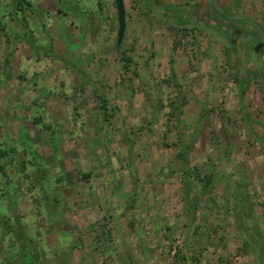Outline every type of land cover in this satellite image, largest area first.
<instances>
[{
	"label": "rangeland",
	"instance_id": "rangeland-1",
	"mask_svg": "<svg viewBox=\"0 0 264 264\" xmlns=\"http://www.w3.org/2000/svg\"><path fill=\"white\" fill-rule=\"evenodd\" d=\"M28 1L0 0V264H34L21 242L36 264H180L179 132L193 141L190 165L215 176L196 208L199 264H256L233 187L240 170L246 220L264 234L259 54L237 36L243 22L220 20L235 46L228 57L212 15L262 22L264 0H154L188 10H165L191 16L187 29L145 0H124L119 46L114 0ZM238 67L251 75L242 96Z\"/></svg>",
	"mask_w": 264,
	"mask_h": 264
},
{
	"label": "trees",
	"instance_id": "trees-1",
	"mask_svg": "<svg viewBox=\"0 0 264 264\" xmlns=\"http://www.w3.org/2000/svg\"><path fill=\"white\" fill-rule=\"evenodd\" d=\"M16 8H23L24 4L26 6H30V2L28 0H14ZM24 3V4H23ZM146 6L148 10L156 9L161 12L160 17L165 21V23L170 27H175L178 29H187L191 25H193L191 16L185 17L182 21H179L178 17L168 16L165 10H169L171 8L174 9H184L179 5L174 4H161L160 2H155L154 0H145ZM184 11H188L184 9ZM76 14L82 17L81 13L76 11ZM215 20L214 28L212 29V34L219 38L222 42H224V47L226 52L228 53V57L230 56V51L234 49V44L232 43L231 32L225 24H222L220 20H224L225 22L235 23V22H243L242 30H237V36L244 39V47L248 51L247 54L252 57L255 53L258 52L259 59L255 64V72L259 75V80L261 82V88L264 93V66L262 64V57L264 55V21L256 22L252 18L247 16L242 17H234L233 15L224 16L221 13H216L213 11L212 15ZM83 18V17H82ZM252 24L256 31H252L248 28L247 24ZM233 28L235 27L232 24ZM1 28V26H0ZM251 75L242 73L241 69H238L234 73V80L238 89L239 96H242L243 92L246 89V84L249 82ZM264 100V96H263ZM179 110V105H175L171 111L170 115L178 116L176 111ZM180 113V112H179ZM251 133L252 130H250ZM178 141L180 144V148L178 151V155L181 159V182H182V201H183V211L186 218V234L184 238V248L181 254L180 264H199V257L201 256V248L198 253H194L196 247L199 246V242L201 241V233L198 231L199 227L195 225V216H196V208L199 202V199L204 195L209 193V189L213 182L215 181V176L213 172H209L206 175H200L197 172V169L190 165L189 163V153L193 148V141L186 142L183 139L182 133H178ZM261 144L264 150V140H261ZM7 152H3L1 155H5ZM2 168V167H1ZM239 174L243 176V179H237L234 183V211L238 220V232L239 237L242 239L243 249L244 251L252 252L256 264H264V234L260 229L255 228L253 224L252 217H250V221L246 220V213L249 212L247 208V200L248 193L245 189L247 187L246 178L244 174L238 170ZM198 181L201 184V187L198 190H194L193 181ZM229 184L227 181L225 182L224 188H228ZM249 214V213H248ZM205 246V245H203ZM21 248L23 251H32L30 253V257L33 260L34 264L38 261V253L34 250H31L24 242H21Z\"/></svg>",
	"mask_w": 264,
	"mask_h": 264
},
{
	"label": "water",
	"instance_id": "water-1",
	"mask_svg": "<svg viewBox=\"0 0 264 264\" xmlns=\"http://www.w3.org/2000/svg\"><path fill=\"white\" fill-rule=\"evenodd\" d=\"M116 13H117V31H116V45L119 46L122 42L125 27H126V14L124 0H114Z\"/></svg>",
	"mask_w": 264,
	"mask_h": 264
},
{
	"label": "crops",
	"instance_id": "crops-1",
	"mask_svg": "<svg viewBox=\"0 0 264 264\" xmlns=\"http://www.w3.org/2000/svg\"><path fill=\"white\" fill-rule=\"evenodd\" d=\"M89 173H90V172H89ZM91 175H92V174H91ZM83 210L85 211V208H84ZM93 210H94L93 212H94L95 214H97V212H96L97 209L95 208V209H93ZM98 211H103V210L100 209V208H98ZM102 215H103V214H102ZM102 215H101V216H102ZM93 218H94V217H93ZM83 220H84V223H85V224L90 225L93 219H92V217H90L89 214H88V216H86V219H83ZM84 223H82V224H84Z\"/></svg>",
	"mask_w": 264,
	"mask_h": 264
}]
</instances>
